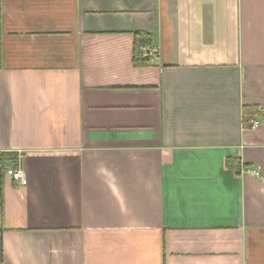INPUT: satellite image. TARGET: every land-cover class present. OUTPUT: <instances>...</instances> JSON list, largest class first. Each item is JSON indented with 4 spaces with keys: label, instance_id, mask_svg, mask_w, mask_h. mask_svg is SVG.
Wrapping results in <instances>:
<instances>
[{
    "label": "crops",
    "instance_id": "1",
    "mask_svg": "<svg viewBox=\"0 0 264 264\" xmlns=\"http://www.w3.org/2000/svg\"><path fill=\"white\" fill-rule=\"evenodd\" d=\"M4 151L0 264H264V0H0Z\"/></svg>",
    "mask_w": 264,
    "mask_h": 264
},
{
    "label": "trees",
    "instance_id": "2",
    "mask_svg": "<svg viewBox=\"0 0 264 264\" xmlns=\"http://www.w3.org/2000/svg\"><path fill=\"white\" fill-rule=\"evenodd\" d=\"M134 42H133V52H134V63L137 67H150L153 66V60L147 56L142 48L146 46H150L153 44V34L148 31H135ZM243 120L245 124H248L249 118L251 114L259 113L257 108L255 107H243ZM261 114H263L261 112ZM3 165L5 166L8 162L16 161L18 159V154L11 152H0Z\"/></svg>",
    "mask_w": 264,
    "mask_h": 264
},
{
    "label": "built area",
    "instance_id": "3",
    "mask_svg": "<svg viewBox=\"0 0 264 264\" xmlns=\"http://www.w3.org/2000/svg\"><path fill=\"white\" fill-rule=\"evenodd\" d=\"M142 51L145 52L146 55H150V56L151 55L155 56L156 54V51L154 50V48L150 46L143 47ZM259 125H260V120L253 119V120H250L248 128H256ZM6 165L8 166L6 172L12 177L14 181H16L19 185L28 184L27 174L25 170L21 166H19V164L17 165L16 163L8 162ZM5 166L3 165L2 158L0 155V169H2ZM245 172L251 173L252 175H260V170L258 168L243 167L241 169V173H245Z\"/></svg>",
    "mask_w": 264,
    "mask_h": 264
}]
</instances>
